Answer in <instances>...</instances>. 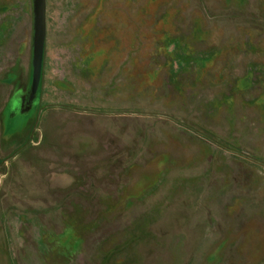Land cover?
Wrapping results in <instances>:
<instances>
[{"label": "rangeland", "instance_id": "374dc122", "mask_svg": "<svg viewBox=\"0 0 264 264\" xmlns=\"http://www.w3.org/2000/svg\"><path fill=\"white\" fill-rule=\"evenodd\" d=\"M34 7L0 0V264H264V0H47L22 109Z\"/></svg>", "mask_w": 264, "mask_h": 264}, {"label": "water", "instance_id": "95a60500", "mask_svg": "<svg viewBox=\"0 0 264 264\" xmlns=\"http://www.w3.org/2000/svg\"><path fill=\"white\" fill-rule=\"evenodd\" d=\"M34 14L33 81L31 89L33 96L38 94L43 76L47 38V0H35Z\"/></svg>", "mask_w": 264, "mask_h": 264}, {"label": "trees", "instance_id": "16d2710c", "mask_svg": "<svg viewBox=\"0 0 264 264\" xmlns=\"http://www.w3.org/2000/svg\"><path fill=\"white\" fill-rule=\"evenodd\" d=\"M189 130H191V132H193V133H198L196 130H194V129H189ZM205 134V133H204ZM198 135H199V133H198ZM203 138H205V139H207V140H209V141H211L212 143H214V144H216V141L212 138V137H210V136H208L207 134L206 135H201ZM217 145V144H216ZM33 147H30V148H28V149H26L25 151H24V154H26V155H28V154H31V151L33 150L32 149ZM12 178H14L13 176H11L10 178H9V180H14V179H12ZM8 180V181H9Z\"/></svg>", "mask_w": 264, "mask_h": 264}, {"label": "flooded vegetation", "instance_id": "af4514ba", "mask_svg": "<svg viewBox=\"0 0 264 264\" xmlns=\"http://www.w3.org/2000/svg\"><path fill=\"white\" fill-rule=\"evenodd\" d=\"M34 98V96L30 93L28 94L26 97H24L23 99V103H22V109H28L30 108V102L32 101V99Z\"/></svg>", "mask_w": 264, "mask_h": 264}, {"label": "crops", "instance_id": "0c3cea01", "mask_svg": "<svg viewBox=\"0 0 264 264\" xmlns=\"http://www.w3.org/2000/svg\"><path fill=\"white\" fill-rule=\"evenodd\" d=\"M17 123L19 124V121H17Z\"/></svg>", "mask_w": 264, "mask_h": 264}]
</instances>
